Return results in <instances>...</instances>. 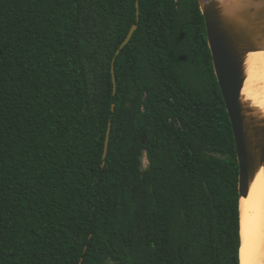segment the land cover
<instances>
[{"label":"trees","instance_id":"1","mask_svg":"<svg viewBox=\"0 0 264 264\" xmlns=\"http://www.w3.org/2000/svg\"><path fill=\"white\" fill-rule=\"evenodd\" d=\"M238 203L198 0H0V264H240Z\"/></svg>","mask_w":264,"mask_h":264},{"label":"water","instance_id":"2","mask_svg":"<svg viewBox=\"0 0 264 264\" xmlns=\"http://www.w3.org/2000/svg\"><path fill=\"white\" fill-rule=\"evenodd\" d=\"M198 3L204 18L213 71L233 131L240 198L247 196L250 180L261 166L264 167V116L241 95L246 77V55L251 51L264 50V0H238L226 9L222 0H198ZM138 18L136 3V20ZM136 27V24L131 25L116 55L129 41ZM113 60L111 74L115 92ZM109 129L110 123L104 143V158ZM144 139L143 134L142 143Z\"/></svg>","mask_w":264,"mask_h":264},{"label":"bare ground","instance_id":"3","mask_svg":"<svg viewBox=\"0 0 264 264\" xmlns=\"http://www.w3.org/2000/svg\"><path fill=\"white\" fill-rule=\"evenodd\" d=\"M238 0H222L226 9ZM245 80L242 98L256 107L264 116V50L251 51L245 59ZM258 193V202L250 201L251 193ZM257 195V194H256ZM258 196V195H257ZM258 197V198H259ZM240 264H264V167L261 166L250 180L247 196L239 198Z\"/></svg>","mask_w":264,"mask_h":264},{"label":"rangeland","instance_id":"4","mask_svg":"<svg viewBox=\"0 0 264 264\" xmlns=\"http://www.w3.org/2000/svg\"><path fill=\"white\" fill-rule=\"evenodd\" d=\"M147 166H148L147 157H146L145 151H143L142 156H141V168L144 169ZM258 197H259V194L258 193H253L252 192L251 193V198L249 199V203H250V201H253V202H256L257 201L258 202V205H259L258 207L261 209V207H260V204H261L260 197L259 198ZM104 264H114V263L111 260H106Z\"/></svg>","mask_w":264,"mask_h":264}]
</instances>
